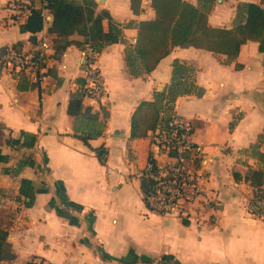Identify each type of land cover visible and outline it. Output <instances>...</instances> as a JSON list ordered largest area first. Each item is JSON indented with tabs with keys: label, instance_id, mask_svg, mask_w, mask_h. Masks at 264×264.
I'll return each instance as SVG.
<instances>
[{
	"label": "crops",
	"instance_id": "crops-1",
	"mask_svg": "<svg viewBox=\"0 0 264 264\" xmlns=\"http://www.w3.org/2000/svg\"><path fill=\"white\" fill-rule=\"evenodd\" d=\"M95 1L96 11L106 8L122 25L123 40L99 51L107 98H83L97 114L85 118L67 113L70 93L84 80L83 33L62 37L61 43L69 42L54 57L51 11L40 0H0V51L16 43L28 49L38 39L49 45L39 86L18 89V74L0 66V207L11 215L7 240L15 252L0 264H26L31 257L42 264H264V218L247 211L252 186L232 173L260 166L248 149L264 131V52L258 42L241 43L233 59L177 45L149 72L131 75L125 48L134 45L136 22L154 16L150 0H135L137 12L130 0ZM242 1L260 2L214 0L208 23L231 27ZM176 62L188 66L203 89L201 95H178L172 110L192 121L193 140L202 148L196 165L204 191L186 206V223L145 205L136 169L150 144L147 136L129 138L134 107L166 86ZM81 134H89L87 142Z\"/></svg>",
	"mask_w": 264,
	"mask_h": 264
},
{
	"label": "trees",
	"instance_id": "trees-1",
	"mask_svg": "<svg viewBox=\"0 0 264 264\" xmlns=\"http://www.w3.org/2000/svg\"><path fill=\"white\" fill-rule=\"evenodd\" d=\"M214 0H199L205 3V7L194 4L189 0H150L154 9L152 18L140 19L136 22V35L134 45L125 48L124 61L126 70L131 75H139L152 70L158 61L169 53L172 47L194 46L204 48L213 53H221L233 59L237 56L241 43L248 39L258 42V49L264 52V0L260 2L242 1L236 5L234 22L231 27L212 26L207 20V10ZM131 8L137 12L135 0H130ZM95 0H47V8L53 18L48 27L51 35L50 44L53 56L59 57L66 47L61 43L62 37L78 31L83 33L84 40L81 48L88 42L96 51H100L105 45L123 40L122 25L113 19L106 8L95 10ZM33 40H35L32 37ZM19 48L20 44L13 45ZM4 49L0 51L3 52ZM235 66H239L238 63ZM191 69L184 63L176 62L173 65L169 82L161 89L153 90L152 99L140 100L130 116V140L147 136L150 144L151 136L148 130L154 129L164 119L173 113V103L178 95L194 93L201 95L203 89L198 86ZM81 85L84 80L80 81ZM37 83L32 82L23 73H18L17 88L24 90ZM84 96L81 89L70 93L67 104V113L70 116H83L85 118L96 117L91 112L90 106L82 102ZM161 111L163 114H161ZM106 116V112H103ZM89 134H81V138L87 142ZM261 145L263 148L261 149ZM103 148H97L99 152ZM249 151L260 162L256 168L248 167L244 173L233 170L235 180L243 179L249 182L255 189L252 197L264 198V131L258 135L256 142L249 146ZM150 155L147 149L143 163L137 166L141 169L145 166ZM101 161H104L101 159ZM141 189L146 188L148 181L141 177ZM255 216L264 218V212ZM11 215L0 207V263L8 262L15 257L10 243L7 240ZM187 222L186 218H182Z\"/></svg>",
	"mask_w": 264,
	"mask_h": 264
},
{
	"label": "built area",
	"instance_id": "built-area-1",
	"mask_svg": "<svg viewBox=\"0 0 264 264\" xmlns=\"http://www.w3.org/2000/svg\"><path fill=\"white\" fill-rule=\"evenodd\" d=\"M18 1L22 4L32 2ZM40 2V7L46 9L47 0ZM48 49L49 45L45 39H38L33 47L28 49L7 46L0 53V66L16 74L23 72L30 81L39 86L45 79ZM98 56L99 51L94 50L88 42L83 44L80 51L84 77L81 89L84 98L95 103L107 98L101 68L97 64ZM44 93L41 88L39 101L42 106L46 103ZM193 130L192 121L176 113H172L154 129L149 130L150 155L145 166L136 169V174L148 181L146 188L141 189V192L144 203L150 210L163 215L187 218L189 213L186 206L202 196V170L201 166L196 165V161H200L202 148L193 140ZM99 156L105 159V150H101ZM160 156L162 160H159ZM253 189L255 187H252ZM4 199V196H0V204ZM245 207L253 215L262 213L264 198H248ZM26 264H42V261L31 257Z\"/></svg>",
	"mask_w": 264,
	"mask_h": 264
}]
</instances>
